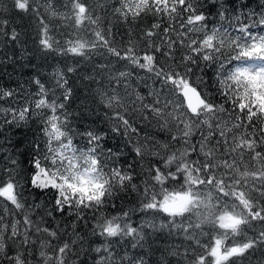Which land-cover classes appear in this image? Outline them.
<instances>
[{"label":"snow or ice","instance_id":"snow-or-ice-1","mask_svg":"<svg viewBox=\"0 0 264 264\" xmlns=\"http://www.w3.org/2000/svg\"><path fill=\"white\" fill-rule=\"evenodd\" d=\"M211 3L219 23L210 24L204 0H117L112 15L119 22L131 25L152 18L138 39L129 31L118 44L111 24L103 28L101 16L94 17L84 0H68L63 5L67 12L58 11L53 0H12L15 10L36 22L41 52L79 57L90 66L76 60L57 67L50 81L34 75L26 82L34 92L19 84L0 87V103L7 105L0 106L5 163L0 168V264H33L34 255L36 264H67L74 246L82 250L83 236L77 233L75 239L64 240L58 228L45 226L54 213L74 215L84 224L85 213H92L91 234L103 238L94 249L90 246L100 254L96 264H149L148 251L121 255L115 246L123 249V240L131 249H150L153 232L165 229L169 234L178 230L190 242L182 251L175 247L166 252L178 257V264H243L250 250L264 246V229L255 237L246 231L253 222L264 225V30H257V25H264V10L245 13L246 5ZM55 20L77 30L91 25V38L61 45L54 33L68 24L58 27ZM10 25L0 17V37L19 43L21 32ZM93 53L106 62L92 64ZM6 61L14 63L7 54L0 64ZM134 69L160 85L148 93L150 102L128 92ZM206 69L212 70L214 83L210 78L205 85L203 76L195 75L206 74ZM72 76L88 87L107 80L111 91L99 86L92 90L94 100L111 111L104 113L110 123L107 130L84 125L88 113L94 112L87 105L81 113L68 110L74 94ZM118 87H123L127 102ZM149 116L168 133L166 142L147 133L141 137L139 126L134 127ZM33 121L37 131L30 146L19 153L25 157L20 161L15 155L18 145L3 129L28 127ZM111 133L128 137L125 147L133 144L143 169L141 183L135 182L141 176L136 166L127 161L121 165L123 153L105 147ZM133 135L140 137L136 143ZM130 192L138 194L137 209L103 212ZM135 210L152 216L133 226ZM196 230L199 236L214 233L212 243L202 244ZM161 264H167L163 257Z\"/></svg>","mask_w":264,"mask_h":264},{"label":"trees","instance_id":"trees-1","mask_svg":"<svg viewBox=\"0 0 264 264\" xmlns=\"http://www.w3.org/2000/svg\"><path fill=\"white\" fill-rule=\"evenodd\" d=\"M84 2L89 6L90 10L93 11V16L97 14L101 16L100 24L103 28H107L111 24L112 31L116 34L117 42L119 44L120 38L124 37L127 39L128 32L131 31L133 39H138L140 29L146 28L152 22L151 17H144L140 22L136 24H125L119 22L115 16L112 15V9L115 6H118L117 0H84ZM226 2L239 8L246 5L243 8V11L247 13L249 10H255L260 12L264 10V0H226ZM53 4L58 11L67 12L68 9L64 8L63 5L68 4V0H53ZM0 17L8 19L11 21V27H16L18 32H21L20 42L12 43L8 41L7 37H0V40H3L4 43L0 44V59H3L5 54L13 58V62H5L0 64V87L8 88L9 86H16L17 84L23 85L24 87L29 88L30 91H35V88L30 87L26 82L30 80L34 75L39 74L43 79H51V73L57 67L63 68L68 64L75 63L76 60H81L79 57L72 56H57L55 53H44L39 50L36 44V33L38 29L36 28V22L33 21L32 17L26 15L18 10H15L12 7V0H0ZM204 6L207 8L206 15H208L210 24L219 23V17L217 16V8L213 7L211 0H204ZM47 19V15H45ZM258 17H254L257 19ZM58 27L61 23L68 24L67 27H61L59 33H54L55 38L58 39L61 45L64 44L66 40L75 39L78 37L91 38L90 29L91 25H85L83 28L77 30L67 21L55 20L53 21ZM257 30H264V25H257ZM179 54L177 53V56ZM92 64L106 62L98 54H92ZM81 63L85 66L88 65V62L81 60ZM113 63L116 61L113 59ZM117 68L124 70V68L117 64ZM134 76L129 81L128 92L139 93L147 97L145 102H150L151 97H148V93L154 88L158 89L160 87L158 82H155L153 79L149 78V74H146L143 70L134 69ZM195 71V70H194ZM205 73H200L195 71V75H202L205 81V85L208 84L210 78L214 83L215 77L213 76L212 70L206 69ZM105 75H108L106 72ZM194 79V77H193ZM70 84L73 88V99L70 101L69 111L81 113L85 105L89 109H94L88 113V119L84 121V125L88 126L89 124H97L100 129L107 130L110 126V123L106 121L104 113L107 111L111 115V111L106 109L98 99L94 100L96 93L92 90L96 89L98 86L103 87L105 90L111 91V87L108 85L107 80L102 81L100 85L95 83L91 84L90 87L84 85L81 81L78 80L76 76L70 77ZM203 87V85L201 86ZM117 91L122 97L125 98V101H128V97L125 95L123 87H118ZM163 95V93H162ZM132 99L135 98L133 95ZM217 102L220 101V97L216 96ZM0 106L6 107V104L0 103ZM227 108L228 105H225ZM234 115V114H233ZM224 119H228L227 116ZM79 121L76 122V125H79ZM139 126L141 137L144 133H147L149 136L154 137L156 140L161 142H166L168 140V133L161 132L158 127L155 126V121L151 120L149 116V121L138 120L135 126ZM82 130V129H81ZM37 131L36 122H30L28 127L21 128H9L5 127L3 129L4 136H7L11 139L13 144L18 145V151L15 153L16 158L20 161H23L25 157L20 155L30 146V142L33 139V133ZM133 143H136L140 137L133 135ZM0 140H3V136H0ZM128 140V137L120 136L116 133H111L110 137L106 140L105 147H111L114 151L119 149L123 155L120 157L118 163L121 165L125 164V161L132 163L136 166V171L141 173V176H138L135 180L136 183H141L143 178V169L139 166L138 160L135 156V153L132 151L133 144H125ZM140 142H143L142 139ZM7 147V145H5ZM3 152H0V168L5 166ZM249 157L246 155L245 160L247 161ZM155 162V158H153ZM144 167H147V162H144ZM251 169V165H249ZM4 178L3 172H0V179ZM143 186V185H142ZM33 196L36 195L33 191ZM41 202L44 201L43 195L40 196ZM4 201L0 198V204H3ZM115 207L108 206L103 209V212L106 214L115 215L121 211H127L129 209H137L138 205V194L128 193L126 196L122 195L119 200L114 201ZM51 208V205H49ZM133 226L141 223L145 219L151 218V213H143L139 210H135L131 213ZM10 219V218H9ZM84 219L88 221L87 224L76 219L74 215H63L59 213H54V216L47 218L45 226H51L53 228H58L60 230V235L64 240H71L76 238L78 233L80 236H83L84 243L82 245V250L79 246H74V251L67 257V264H96L100 260V254L95 251L90 250L97 247L103 238H98L91 234V229L95 223L92 219V213H85ZM159 219H164L163 216H160ZM75 225L73 228L71 225ZM264 229V225L260 222H253L250 228L247 231L249 237H255L258 235L259 231ZM205 232H209L208 228L204 229ZM196 234L200 239L202 244H211L212 237L214 233L209 235L199 236V230H196ZM46 238V237H45ZM236 239H242L237 237ZM152 243L151 248L148 249L147 246L145 249H131L125 241L120 243L123 245V249L119 245L115 246V251L123 255L124 251H128L131 255L143 254L144 251H148V256L146 259L149 264H161L162 257L167 261V264H178V257L166 255L167 251H171L175 247H179L180 250H183L182 246H187L190 242L185 240L184 234L178 230H174L172 234H169L168 231L162 230L161 232H153L152 234ZM57 241H53V244ZM228 244L232 243V238H229L227 241ZM199 250V249H198ZM79 253L78 255L76 253ZM33 264H36L38 257L33 256ZM243 264H264V246H257L254 250H250V253L246 254V258L243 260Z\"/></svg>","mask_w":264,"mask_h":264}]
</instances>
